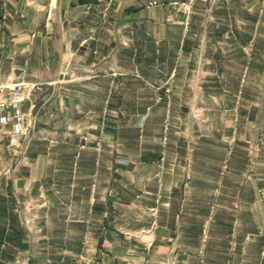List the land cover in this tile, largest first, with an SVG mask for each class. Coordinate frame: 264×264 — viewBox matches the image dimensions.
I'll return each instance as SVG.
<instances>
[{"label": "crops", "instance_id": "crops-1", "mask_svg": "<svg viewBox=\"0 0 264 264\" xmlns=\"http://www.w3.org/2000/svg\"><path fill=\"white\" fill-rule=\"evenodd\" d=\"M172 1L0 0V264H264V0Z\"/></svg>", "mask_w": 264, "mask_h": 264}, {"label": "built area", "instance_id": "built-area-1", "mask_svg": "<svg viewBox=\"0 0 264 264\" xmlns=\"http://www.w3.org/2000/svg\"><path fill=\"white\" fill-rule=\"evenodd\" d=\"M151 6L158 5V2H152L150 4ZM193 5L194 0H187L184 2H171L169 4V7L173 10H176L178 12H182L185 14L187 19V26L189 25V18L193 13ZM6 87H2L1 91L4 90ZM12 91L14 92V96L12 99L6 102H0V124L2 126H11V134L15 137H20L22 134H24L27 130V120L26 115L23 111V102L25 97L23 96L21 86H13L11 87ZM167 93H171V89L167 88ZM161 100V98H159Z\"/></svg>", "mask_w": 264, "mask_h": 264}, {"label": "rangeland", "instance_id": "rangeland-1", "mask_svg": "<svg viewBox=\"0 0 264 264\" xmlns=\"http://www.w3.org/2000/svg\"><path fill=\"white\" fill-rule=\"evenodd\" d=\"M184 1H187V0H184ZM184 1H179V2H184ZM189 1V0H188ZM172 2H175V1H172ZM172 10V9H171ZM173 11H175V12H178V11H176V10H173ZM178 13H182V12H178ZM182 14H184V13H182ZM185 15V14H184ZM169 88L171 89V93H172V87L171 86H169Z\"/></svg>", "mask_w": 264, "mask_h": 264}]
</instances>
